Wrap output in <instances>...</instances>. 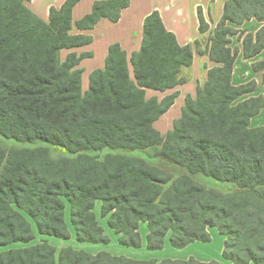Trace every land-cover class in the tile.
Instances as JSON below:
<instances>
[{
    "label": "trees",
    "instance_id": "1",
    "mask_svg": "<svg viewBox=\"0 0 264 264\" xmlns=\"http://www.w3.org/2000/svg\"><path fill=\"white\" fill-rule=\"evenodd\" d=\"M31 0H0V136L23 144L47 143L74 157L54 159L42 146H0V247L30 243L36 232L69 240L70 223L80 243L108 244L95 206L118 236L120 245L142 247L140 227L148 228L147 248L162 250L165 240L182 249L210 243L209 228L225 236L224 259L233 264H264V126L251 119L264 109L257 82L234 86L238 49L231 36L243 37L246 59L264 49V26L255 34L236 29L246 22L264 23V0H227L206 53L217 64L208 71L195 98L187 96L173 130L161 134L154 123L174 104L177 93L159 101L147 90L165 92L185 84L193 62L191 45L181 46L158 11L144 22L140 51L128 59L119 44L109 47L104 69L93 71L83 95L78 65L90 54L62 50L89 45L91 36L72 35V11L80 0L51 9L44 22L28 7ZM130 0L95 2L77 22L91 30L103 18L118 22ZM200 31L209 25L199 10ZM199 43L196 42V47ZM133 69V78L130 74ZM264 71V61L253 65ZM264 84V76H263ZM158 148L157 157L221 182L236 193L210 189L190 175L174 177L147 160L123 154L100 158L105 149L138 151ZM0 264H158L108 252L91 254L72 247L41 243L0 254ZM159 264H221L164 259Z\"/></svg>",
    "mask_w": 264,
    "mask_h": 264
},
{
    "label": "crops",
    "instance_id": "2",
    "mask_svg": "<svg viewBox=\"0 0 264 264\" xmlns=\"http://www.w3.org/2000/svg\"><path fill=\"white\" fill-rule=\"evenodd\" d=\"M68 0H31L27 3L29 9L36 14L44 22H49L51 9H60ZM107 0H80L72 11V35H86L92 37V42L89 45L74 48L68 53H76L78 56L84 53L90 54L89 57L83 58L78 66L82 69V86H89L90 75L97 69H104L106 58L108 56L109 47L113 44H119L127 53L128 59L135 52L140 51L144 36L145 19L154 11H158L166 29L176 36L178 43L181 46L191 45L194 49L192 65L184 70L187 77L185 84L179 85L174 89L165 92L148 90L147 94L151 97H157L162 101L165 97L177 93L174 104L169 110L154 123V127L161 134H166L173 130L174 122L181 118L182 110L185 105L187 96L195 98L198 85H204L208 79V71L217 66L211 61L206 53H200L198 48L206 51L208 38L213 36L214 31L222 20L224 15V6L227 0H130V5L121 11V16L118 22H112L106 18L101 19L91 30H79L76 26L77 22L83 19L86 15L92 12L95 2ZM199 10L205 22L209 25L208 31L202 33L200 31ZM230 26L239 30H247V32L256 33L264 23L252 20L246 22L242 26ZM232 44L230 47L234 50L238 49V55L234 64L232 75V84L240 86L254 79L253 65L264 61V49L255 57L246 59L243 52V37L239 35L230 37ZM196 42L199 43L196 47ZM203 45V48L200 45ZM264 95V90L243 97L241 100L250 97ZM264 126V109L251 119V127ZM142 224L141 227H143ZM103 226V225H102ZM108 226V225H107ZM147 227V225H146ZM105 233L114 239L112 230L109 227L103 226ZM141 233L142 249L147 248V231ZM208 232L211 235L210 243L194 242L185 248H174L169 237L166 238L164 248L162 250H148L153 252L144 260L156 259L158 264L164 259L173 260H188L195 258L200 262L218 261L221 264H233L224 259L223 249L225 236L221 235L217 228H209ZM76 240L75 233L71 234ZM118 240V236L115 235ZM218 240L220 246L217 252L213 251L212 243ZM176 249V250H172ZM78 247H74L77 249ZM140 249V248H135ZM100 251L95 252L99 253ZM165 253L163 256L156 255L157 253ZM154 254V255H153ZM116 255V254H113ZM121 256V255H116ZM130 258V257H129ZM134 259V258H133ZM142 260V259H136ZM253 264V263H252Z\"/></svg>",
    "mask_w": 264,
    "mask_h": 264
},
{
    "label": "rangeland",
    "instance_id": "3",
    "mask_svg": "<svg viewBox=\"0 0 264 264\" xmlns=\"http://www.w3.org/2000/svg\"><path fill=\"white\" fill-rule=\"evenodd\" d=\"M210 39H211V37H209L207 39L208 40L207 45H210ZM200 47L203 48V45L201 44ZM69 50H72V49H69ZM69 50L65 49V50H62L60 52V58L62 61H64L66 59V57L68 56V54H70V53H68ZM198 51L203 52V50H201L200 48H198ZM84 54H88V53H84ZM80 70H82V69H80ZM130 74H131V77L133 78V69H132L131 65H130ZM254 76L255 77L253 80H255L257 82L258 90L259 91L264 90V84H263L264 71L256 73V74H254ZM88 89H89V86H88V88L85 86L84 87L82 86L81 87L82 94L84 95L88 91ZM150 94H152V93H149L146 95L147 98H151ZM0 146L3 147L4 149H8V150L12 149V148L21 149V148H34V147L42 146L48 150L49 154L54 159L65 158V157H74V156L70 155L65 149L58 147V146L50 145L47 143L23 144V143H20L16 140L5 139L1 136H0ZM157 151H158V148H152V149L144 150V151L138 150V151H134V152L112 151L109 149H105L102 152H96V153H92V154L97 155L100 158H104L107 154H123V155H127V156H134V157L142 158V159L147 160L152 166H154L160 170H163L167 173H170L174 177H179L181 175H190L194 180H196L197 182H199L203 186L210 188V189H217V190L224 192V193H236L239 191V188L234 183L221 182V181H218L212 177H208V176H205V175L200 174V173L190 174L182 166L177 165V164H175V163H173V162H171L165 158L157 157L156 156ZM100 209H101V202L98 201L96 203V206H95V212H96L98 221L101 225L108 227L106 219L102 218V216H101ZM66 222L69 226L71 234H73L74 229L70 223V206L69 205H67V209H66ZM147 229L148 228L146 227V225H143V227H140V232L146 233L145 230L147 231ZM111 232H112L114 239H112L110 236H108L110 238V242L108 244L80 243L77 240L73 239L72 236L69 240H65V239H60V238H56V237L42 236L36 232V239L34 241L27 243V244L15 243V244H11V245H8L5 247H0V254L4 251H8L10 249H19V248H26V247L34 246V245L41 243L43 240H47L48 243L51 244L52 246H54L58 252L62 248L72 247L74 249V247L77 246L78 248L75 250H83V251H86V252L91 253V254H94L95 252L100 251V252H108L111 254L121 255V256L130 257V258H134V259H142V260L146 259L147 257H149V255L151 253H153V252L149 251L147 248L135 249V248L122 246L119 244L117 238L115 237V233L113 231H111ZM212 245L214 248L213 251L217 252L218 248L220 246V243L218 242V240L213 242ZM170 248H172V247H170ZM172 250H176V249L172 248ZM156 253H157L156 255H159V256L165 255L164 252L163 253L162 252L161 253L156 252Z\"/></svg>",
    "mask_w": 264,
    "mask_h": 264
}]
</instances>
